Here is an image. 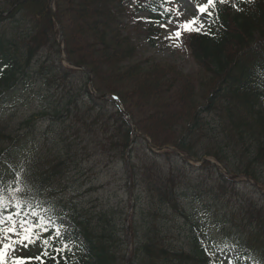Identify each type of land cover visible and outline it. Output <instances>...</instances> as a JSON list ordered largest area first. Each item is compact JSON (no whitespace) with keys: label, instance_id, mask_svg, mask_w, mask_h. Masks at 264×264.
Listing matches in <instances>:
<instances>
[{"label":"trees","instance_id":"trees-1","mask_svg":"<svg viewBox=\"0 0 264 264\" xmlns=\"http://www.w3.org/2000/svg\"><path fill=\"white\" fill-rule=\"evenodd\" d=\"M125 1L54 0L67 57L90 72L96 93L118 99L152 146L209 158L225 174L156 154L140 137L127 171L129 121L90 93L84 72L62 66L50 0H0V194L11 200L9 189L23 187L17 196L37 212L72 225L70 250L49 247L45 256L37 241L14 260L125 264V207L110 200L113 177L126 195L130 185L135 204L129 264H219L228 250L264 264V197L226 177L264 187V0H216L207 30L183 34L195 76L134 61ZM145 1L167 18L163 0Z\"/></svg>","mask_w":264,"mask_h":264},{"label":"rangeland","instance_id":"rangeland-1","mask_svg":"<svg viewBox=\"0 0 264 264\" xmlns=\"http://www.w3.org/2000/svg\"><path fill=\"white\" fill-rule=\"evenodd\" d=\"M202 1L203 0H167V3L173 12L178 10L182 13L178 18L182 22L184 20H190L193 16L198 15L197 5H201ZM232 1L233 6H235V0ZM142 7L143 4L140 0H127L124 5L123 23L126 26V33L136 47L134 61L137 62L151 59L152 61L172 66L183 74L195 76L198 73V67L182 40L180 38L177 39L174 36L171 40L165 39L166 36L175 31V24H168L167 28L161 27L160 25L165 22L158 23L156 19L152 17V13L149 10L142 9ZM172 17L173 19H176L175 16L172 15ZM200 19L204 21L205 27L199 31H205L209 26V21L205 16H201ZM184 33L185 32L182 31V34ZM189 163L191 166L198 165V163L194 161H189ZM115 180L116 178H110L109 187L112 189L110 200L115 199L117 202L122 201L126 213L130 204V199L128 198V195H126V190L122 188V186L120 191H118ZM246 190L253 191L252 188H246ZM262 192L264 193V188L262 189ZM134 208L135 205L133 206V209L129 211V221L135 216ZM64 225L68 230L71 228V225L68 224V222H65ZM125 248L126 255L128 249L130 255L133 250V245L130 244L128 248L127 246ZM24 251V246L16 245L15 250L10 251L7 257H13L19 254H24L21 257H25L32 254V252L27 253ZM237 253L238 252H235L234 250H228L226 255H222L221 258H218L219 264H237L235 262L238 260ZM7 257L6 260L8 261Z\"/></svg>","mask_w":264,"mask_h":264},{"label":"snow or ice","instance_id":"snow-or-ice-1","mask_svg":"<svg viewBox=\"0 0 264 264\" xmlns=\"http://www.w3.org/2000/svg\"><path fill=\"white\" fill-rule=\"evenodd\" d=\"M225 2L226 0H220V3ZM215 6L216 0H207L203 5L198 4V15L182 22L178 19L182 13L178 10L173 12L172 9L165 8L163 14L171 13L176 17V19H169L160 25L167 28L168 24H175V31L166 36L165 39L171 40L173 36L179 39L182 31L192 32L204 28L205 23L200 17L204 15L212 17L213 12L210 9H214ZM24 190L23 187L9 189L12 196L11 200L0 194V210H2L0 211V264H7L6 257L10 251L15 250L16 245L27 247L28 244L39 241L45 248L42 253L45 256L48 255L47 249L49 247H52L57 253L70 250L66 239L70 236L68 228L64 224L55 225L54 220L42 214L50 211V209L42 208L41 212H37L27 201L17 196V193H22ZM9 207L12 209L11 211H9ZM29 208L30 211L27 210ZM57 243L61 246L55 247ZM13 264H24V261L14 260Z\"/></svg>","mask_w":264,"mask_h":264},{"label":"water","instance_id":"water-1","mask_svg":"<svg viewBox=\"0 0 264 264\" xmlns=\"http://www.w3.org/2000/svg\"><path fill=\"white\" fill-rule=\"evenodd\" d=\"M53 3H54V0H51V13H52V18H53V20H54V22H55V24L57 25V29H58V34H59V39H58V45H59V48H60V52H61V55H62V61L64 62V63H66L67 65H69L70 67H73V68H77V69H80V70H82V71H84L86 74H88V77H89V89H90V91L91 92H93L94 93V91H93V86H92V82H91V76H90V74H89V72L86 70V69H84V68H78L75 64H73L68 58H67V56H66V54H65V51H64V46H63V35H62V32H61V28H60V25H59V22L57 21V19H56V16H55V14H54V9H53ZM94 95L97 97V98H99V99H102V100H108V101H111L112 103H114L121 111H122V109H121V106L119 105V103L117 102V100L114 98V97H112V96H110V95H99V94H95L94 93ZM124 114V116H126V114L125 113H123ZM127 117V116H126ZM136 135H139L138 133H137V131L135 130V128L134 127H132V138H134ZM144 139H146L145 137H143ZM147 140V139H146ZM148 141V140H147ZM133 144V141L131 142V145ZM130 145V146H131ZM173 151V150H172ZM128 153V152H127ZM186 159V158H185ZM126 160H127V158H126ZM203 161H205V160H202L201 162H203ZM256 187H258L257 185H255ZM128 260V259H127Z\"/></svg>","mask_w":264,"mask_h":264}]
</instances>
